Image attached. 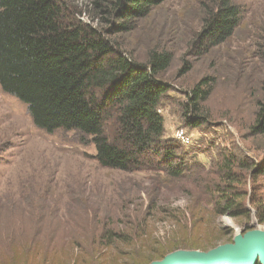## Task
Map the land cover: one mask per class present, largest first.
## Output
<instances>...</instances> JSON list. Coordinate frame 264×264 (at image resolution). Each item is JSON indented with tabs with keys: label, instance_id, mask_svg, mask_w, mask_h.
<instances>
[{
	"label": "trees",
	"instance_id": "obj_1",
	"mask_svg": "<svg viewBox=\"0 0 264 264\" xmlns=\"http://www.w3.org/2000/svg\"><path fill=\"white\" fill-rule=\"evenodd\" d=\"M79 1L91 5L87 15L95 26L75 15L81 12L72 11ZM166 1L0 0V88L27 106L38 130L50 135L75 132L89 139L104 169L161 171L175 182L193 175L203 164L183 159L186 149L165 138L161 114L171 99L169 92L175 89L164 80L173 53L156 50L146 62H139L114 40L134 32L139 22ZM241 20L242 9L233 0H217L215 9L204 12L202 28L192 43L196 57L230 40ZM184 72L186 68L180 73ZM216 83L215 78L206 77L185 91L188 128L208 125L202 107L214 94ZM250 133L264 136V99ZM218 163L220 170H208L202 180L208 184L206 214L212 220L224 216L250 219L254 214L264 224V194L258 196L254 188L246 204L247 181L240 173L250 171L256 177L264 174V167L231 154ZM91 210L82 208L86 224L76 232L61 219L39 222L33 216L27 227L18 224L17 232L0 238L1 244L9 243L19 264H23L22 257L27 264H150L172 251L167 244L151 242L148 220L118 226L113 218L110 225L109 213L101 218L100 212ZM41 211L59 215L48 207ZM188 211L194 218L197 208ZM184 219L189 225H200ZM176 248L195 249L185 243Z\"/></svg>",
	"mask_w": 264,
	"mask_h": 264
},
{
	"label": "rangeland",
	"instance_id": "obj_2",
	"mask_svg": "<svg viewBox=\"0 0 264 264\" xmlns=\"http://www.w3.org/2000/svg\"><path fill=\"white\" fill-rule=\"evenodd\" d=\"M233 1L242 9L240 26L230 40L203 56L196 57L192 43L202 28L204 12L215 9L217 0H168L139 22L134 32L114 39L139 62H146L156 50L174 55L164 77L175 86L161 110L165 138L186 149L183 159L203 164L179 182L161 171L126 173L102 168L89 139L75 132L50 135L38 130L27 106L0 88V238L17 232L18 224L27 227L33 216L39 222L61 219L76 232L86 224L82 208L100 212L101 218L109 213L110 225L113 218L118 226L148 220L151 242L167 244L172 250L167 256L182 251L209 254L236 245L238 235L245 239L252 232H264V224L254 214L250 219L224 216L212 220L205 212L209 209L204 199L208 184L202 180L208 170H220L222 157L231 154L264 167V136L250 133L264 99V0ZM74 4L78 8L72 11L82 13L75 15L95 26L87 15L92 12L91 5ZM184 68L186 72L181 74ZM206 77L217 82L214 94L202 107L209 122L202 129H190L183 107L185 91ZM181 131L191 138L189 145L177 140ZM240 173L247 181L244 202L249 204L254 188L263 196L264 174ZM47 207L59 215L47 216L41 211ZM191 207L197 208L194 218L188 211ZM184 218L200 225H189ZM182 243L195 249H173ZM10 248L9 243L0 241V264H19Z\"/></svg>",
	"mask_w": 264,
	"mask_h": 264
},
{
	"label": "water",
	"instance_id": "obj_3",
	"mask_svg": "<svg viewBox=\"0 0 264 264\" xmlns=\"http://www.w3.org/2000/svg\"><path fill=\"white\" fill-rule=\"evenodd\" d=\"M245 241L252 248L253 252H252L250 262L253 264L257 261V255L259 254V251L262 250L264 252V241L262 242L254 241L252 243L249 234L245 238ZM216 251L211 252L209 254H204L206 256L201 257V258H192V257H187V256H179V258H171L173 255L185 253L183 251L177 252L175 254L168 255L164 260L161 261L162 263H158V264H216L218 263V261H222V260H230L233 263L235 262L237 264H243L244 262L243 259L233 255V253L223 251V252H218V254H215ZM187 253H190V252H187ZM191 253H198V252H191Z\"/></svg>",
	"mask_w": 264,
	"mask_h": 264
},
{
	"label": "bare ground",
	"instance_id": "obj_4",
	"mask_svg": "<svg viewBox=\"0 0 264 264\" xmlns=\"http://www.w3.org/2000/svg\"><path fill=\"white\" fill-rule=\"evenodd\" d=\"M249 236H250L252 243L254 241H260V242L264 241V232L255 231V232L250 233ZM223 251L233 253V255L243 259L244 260L243 264H252L250 262L252 252H253L252 248L247 244L245 239L240 235H238L236 238V245L221 247L220 249H218L215 252V254H218V252H223ZM263 253L264 252L262 250H260L259 254L257 255V258L259 257L261 259L262 264H264V254ZM179 256L201 258V257H205L206 255H204L202 253H187V252H185L184 254L180 253V254L173 255L171 258H179ZM260 259H257V260H260ZM256 262L253 264H256ZM216 264H237V263H235V262L233 263L230 260H222V261H218V263H216Z\"/></svg>",
	"mask_w": 264,
	"mask_h": 264
},
{
	"label": "built area",
	"instance_id": "obj_5",
	"mask_svg": "<svg viewBox=\"0 0 264 264\" xmlns=\"http://www.w3.org/2000/svg\"><path fill=\"white\" fill-rule=\"evenodd\" d=\"M178 133V135H176L177 140L181 141L183 144L186 143L185 145H189L191 143V138L186 134V132L184 133L181 131Z\"/></svg>",
	"mask_w": 264,
	"mask_h": 264
}]
</instances>
